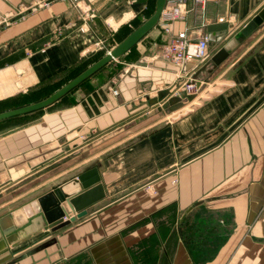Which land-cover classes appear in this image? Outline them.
<instances>
[{
    "label": "crops",
    "instance_id": "0c3cea01",
    "mask_svg": "<svg viewBox=\"0 0 264 264\" xmlns=\"http://www.w3.org/2000/svg\"><path fill=\"white\" fill-rule=\"evenodd\" d=\"M152 1L0 0V102L68 80ZM263 8L207 0L172 24L197 39L227 23L205 57L175 65L155 26L119 65L1 133L0 215L94 161L105 191L10 246L3 264H264V20L236 40Z\"/></svg>",
    "mask_w": 264,
    "mask_h": 264
},
{
    "label": "water",
    "instance_id": "95a60500",
    "mask_svg": "<svg viewBox=\"0 0 264 264\" xmlns=\"http://www.w3.org/2000/svg\"><path fill=\"white\" fill-rule=\"evenodd\" d=\"M165 3L166 0H155L154 11L141 24L51 94L38 101L1 111L0 120L30 113L51 105L107 63L121 57L157 25ZM263 20L264 8L236 35V40H242L252 28L260 25ZM226 29L227 23L225 22L209 25L207 27L209 43L219 41L220 37L226 33ZM228 48L220 50L217 58H222L227 54ZM174 101H179V98L177 97L170 102L173 103ZM169 104L166 102L163 107H167ZM154 112L155 110L148 112L139 120ZM104 195L105 191L98 172V162L94 161L77 174L53 184L49 190L30 202L0 215V264L11 257L9 248L15 246L20 239L42 228L55 231L67 225L70 222L71 214L83 213L86 207Z\"/></svg>",
    "mask_w": 264,
    "mask_h": 264
},
{
    "label": "built area",
    "instance_id": "2783aa9c",
    "mask_svg": "<svg viewBox=\"0 0 264 264\" xmlns=\"http://www.w3.org/2000/svg\"><path fill=\"white\" fill-rule=\"evenodd\" d=\"M76 1V0H73ZM207 0H166L161 11L157 25L161 32L167 37L163 44L161 52L165 58H168L180 68L188 61L198 60L206 56L209 39L207 34H202L197 39H192L187 34V29L179 32H173L172 24L182 21L188 13L195 7L204 8ZM180 75V71L177 76ZM187 93H194L196 81L190 80L184 86ZM195 91V92H196ZM195 96L194 94H192Z\"/></svg>",
    "mask_w": 264,
    "mask_h": 264
},
{
    "label": "trees",
    "instance_id": "16d2710c",
    "mask_svg": "<svg viewBox=\"0 0 264 264\" xmlns=\"http://www.w3.org/2000/svg\"><path fill=\"white\" fill-rule=\"evenodd\" d=\"M154 6H155V0L152 1V4L151 6H149L148 10L146 11V18L154 11ZM142 19L141 18H135V20H133L131 22V26L132 27H127L126 28V31L124 34H121L120 32L116 34V37L118 38L117 39V43L119 41H121L130 31H132L135 27H137L139 24L142 23ZM105 53V50H101L99 51L92 59H87L86 61L82 62L74 71V73L72 74V76L70 78H68V80H70L71 78H73L74 76H76L78 73H80L83 69H85L89 64H91L92 62H94L95 60H97L98 58H100L103 54ZM111 62V61H110ZM109 62V63H110ZM108 64V63H107ZM104 67V66H103ZM102 67V68H103ZM100 68V69H102ZM99 69V70H100ZM98 70V71H99ZM97 72V71H96ZM95 72V73H96ZM93 75V74H92ZM89 78V77H88ZM68 80H64V82H56V83H47V84H44V85H41L39 86L37 89L33 90L32 92L28 93L27 95H25V98H26V101L24 103H20L19 105H16L12 108H15V107H19V106H22V105H26L28 103H31V102H35V101H38L42 98H45L46 96H48L49 94H51L53 91H55L57 88H59L61 85H63L65 82H67ZM63 81V80H62ZM86 81V79L84 80ZM84 81H82L80 84H82ZM78 84V85H80ZM77 85V86H78ZM76 86V87H77ZM75 88V87H74ZM73 88V89H74ZM72 89V90H73ZM70 90V91H72ZM69 91V92H70ZM68 92V93H69ZM67 94V93H66ZM64 96V95H63ZM62 96V97H63ZM7 109H11V108H7L5 106H3V102H0V112L3 111V110H7ZM43 110L42 109H39V110H36V111H33V112H41ZM33 112H30V113H26V114H22V115H17V116H13V117H10V118H7V119H3V120H0L1 121H12V119H20V117H24L26 115H29V114H32ZM17 122H19L17 120Z\"/></svg>",
    "mask_w": 264,
    "mask_h": 264
},
{
    "label": "rangeland",
    "instance_id": "374dc122",
    "mask_svg": "<svg viewBox=\"0 0 264 264\" xmlns=\"http://www.w3.org/2000/svg\"><path fill=\"white\" fill-rule=\"evenodd\" d=\"M143 20H145V19H143ZM156 26H158V25H156ZM122 34V33H121ZM148 38V37H147ZM116 39H118L117 37H116ZM108 48H107V50H105V51H108L111 47H109V46H107ZM213 50H215L214 48H212V50L211 51H213ZM125 55V54H124ZM124 55H122L121 57H119V58H117V59H114V60H112L110 63H108V64H106L102 69H100L99 71H97L96 73H94L93 75H91V76H94V75H97L99 72H101L102 70H106V68L107 67H109L110 65H115V66H117V65H119L120 64V61L122 60V58H123V56ZM90 76V77H91ZM90 77L89 78H87L86 79V81L87 80H89L90 79ZM86 81H84L82 84H80V85H78L77 87H75L72 91H70L69 93H67V94H65L63 97H61L60 99H58V101L57 102H60V101H63V100H66V99H68L79 87H81V86H84V84H86ZM193 91H194V93H192V94H194L195 95V91H196V88H193L192 89ZM181 96H182V98H181V100L179 101V102H177V104H178V106H177V108H180V107H182V106H184V105H186L187 103H189L188 102V99H187V95L186 94H181ZM174 104V103H173ZM193 104H195V102L193 101ZM162 107V106H161ZM168 108V107H167ZM26 116H28V115H26ZM26 116H24V117H20V119H12V121L10 120V121H1L0 122V134L1 133H3V132H5V131H7L8 129H10L11 127H13L14 125H17L18 123H20V122H22V120H25L26 119ZM17 120L19 121V122H17Z\"/></svg>",
    "mask_w": 264,
    "mask_h": 264
}]
</instances>
